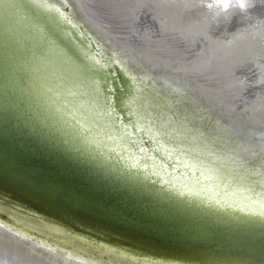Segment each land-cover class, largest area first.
I'll return each instance as SVG.
<instances>
[{"label":"water","instance_id":"1","mask_svg":"<svg viewBox=\"0 0 264 264\" xmlns=\"http://www.w3.org/2000/svg\"><path fill=\"white\" fill-rule=\"evenodd\" d=\"M33 1L0 8V207L57 227L75 252L52 242L75 255L114 259L109 248L141 264H264V139L230 108L238 90L242 103L264 101L252 64L237 88L230 64L181 75L176 67L193 57L157 26L138 31L96 0L84 2L106 20L79 0ZM232 10L220 22L230 32L262 24ZM82 102L108 113L118 135L131 133L130 151L150 173L86 139L67 118Z\"/></svg>","mask_w":264,"mask_h":264},{"label":"bare ground","instance_id":"2","mask_svg":"<svg viewBox=\"0 0 264 264\" xmlns=\"http://www.w3.org/2000/svg\"><path fill=\"white\" fill-rule=\"evenodd\" d=\"M3 1L0 0V8H3L7 12L8 9L4 6L5 2ZM29 1L33 4L35 3V5L38 4L33 0ZM79 1L84 7H87L90 16L98 21L105 19L104 16L98 17L95 14L96 12L90 6H87V0ZM84 1H87V5ZM96 1L100 7H103L105 14H112L113 12L110 9L112 8L114 9V14L120 18L131 19V21L135 20L138 31H141V29L146 30L147 28L151 30L154 26H157L158 32L160 31L161 34L173 35L178 40L183 41L185 43V50L190 52L193 60L185 65L178 64L176 67L178 70L176 71H180L179 74L181 75L186 76V74L195 69L206 70L213 63H217L218 66L230 64L233 66L231 71L235 73L234 76L237 78L233 86L237 88L241 86V78L244 77V75L239 74H242L243 70H249L246 67L250 63L252 65L249 68L254 69L252 71L258 73V78L254 82V85L259 86L264 82V4H261L260 0H254L255 6L243 11H249L254 18L262 21V24L241 26L232 32L228 30V26L224 22L223 24L220 22H222V19L225 21L229 20L234 11L230 7L225 12L221 6L217 7L220 13L216 14V10L210 11L207 9V5L210 3L214 4L215 0ZM228 2L234 3V0H228ZM210 20L215 22L214 25L210 24ZM152 56L145 57V59L148 62L150 60H157L154 54ZM186 65H190L191 70L187 69ZM61 90L64 96L69 95L67 94V89L65 90L62 87ZM242 92L238 90L233 98L239 100L234 105H240V108L236 106L230 108L232 112L237 111L241 115L239 117L245 118L244 122L249 125L247 126V134L250 133L259 140L264 139V101L260 102L257 100L253 103L245 101L242 103L240 101L243 98ZM72 109V116L69 115L67 118L77 119L83 134L86 133L87 135L86 139L89 138L91 143L94 142V145L100 147L103 154L114 151L118 153L117 156L119 158L122 154L123 156L126 155L127 160L125 159V163L129 171L142 172L144 175L151 172V169L147 170L143 168L142 163V165L139 164L136 167H129L135 163L136 159H142L144 154L134 155L133 151H130L131 147L128 142L131 133L129 132V135H125L123 132L124 135H118L115 130L117 128L114 127L112 129L113 125H111L110 117L107 116L108 113L101 110L97 104L90 106L86 102H82L80 106L77 105ZM96 128H98L97 131ZM155 148L160 152L164 151L160 145H155ZM166 156L168 158V155ZM158 177H161V173ZM154 179L152 178V180ZM184 182L187 184L191 183L190 180ZM192 182L195 183L193 180ZM0 215L6 216L9 221L11 220L14 223L12 225L0 220V261H7V264H141V261H135L124 254H117L112 249H105L107 247L100 248L99 246L98 249L103 250L104 248L108 252H112L116 256L114 259L107 258L104 251L101 250H92L85 255L64 252V250H60L61 246L73 252H75V249L68 245V243L71 245L73 242L67 235H63V232L60 234L56 233V231L58 232L57 227L50 225L55 231L45 224H39L37 221L8 212L3 207H0ZM36 234L40 237L36 236ZM52 240H56L61 246L53 243ZM79 241L87 244L84 240Z\"/></svg>","mask_w":264,"mask_h":264},{"label":"snow or ice","instance_id":"3","mask_svg":"<svg viewBox=\"0 0 264 264\" xmlns=\"http://www.w3.org/2000/svg\"><path fill=\"white\" fill-rule=\"evenodd\" d=\"M260 2H261V4H264V0H260ZM222 6V8H223V10L225 11V12H227L228 11V9L231 7V8H234L235 7V4H230L229 2H228V0H215V3L213 4V3H210V4H208L207 5V7L208 8H213V7H221ZM241 7H243V5L241 4L240 5ZM206 35V34H205ZM123 138V137H122ZM129 143L130 144H132L133 146L135 145V141H129ZM141 151L143 152L144 151V149H141ZM142 162V159H136V161H135V163L134 164H132V165H130L129 167H136V166H138L140 163ZM260 215L261 216H264V211H262L261 213H260ZM0 264H7V261H0Z\"/></svg>","mask_w":264,"mask_h":264},{"label":"clouds","instance_id":"4","mask_svg":"<svg viewBox=\"0 0 264 264\" xmlns=\"http://www.w3.org/2000/svg\"><path fill=\"white\" fill-rule=\"evenodd\" d=\"M232 4H235L234 8L240 9L241 11L252 8L255 6L254 0H234V3H232ZM241 4L243 5V7L240 6Z\"/></svg>","mask_w":264,"mask_h":264}]
</instances>
